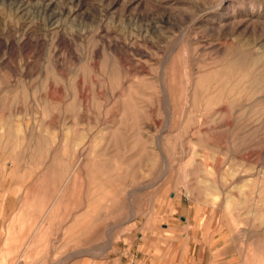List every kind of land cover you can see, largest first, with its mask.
Here are the masks:
<instances>
[{"label": "rangeland", "instance_id": "obj_1", "mask_svg": "<svg viewBox=\"0 0 264 264\" xmlns=\"http://www.w3.org/2000/svg\"><path fill=\"white\" fill-rule=\"evenodd\" d=\"M13 181L29 207L0 221V264L186 232L214 264H264V0H0Z\"/></svg>", "mask_w": 264, "mask_h": 264}, {"label": "crops", "instance_id": "obj_2", "mask_svg": "<svg viewBox=\"0 0 264 264\" xmlns=\"http://www.w3.org/2000/svg\"><path fill=\"white\" fill-rule=\"evenodd\" d=\"M14 186L19 188L18 191L13 192V189L7 191L6 186L0 182V221L2 226L5 227L3 229L5 231L8 230L10 224H22L26 222V210L29 207L28 199L21 191L20 182L13 181L11 188ZM200 239L195 236V232H186L185 239L180 243L181 245L179 244L174 249H171V251H167L166 249L158 251L153 245V240L148 238L138 245L137 251H133L131 257L123 258L121 256L114 261L99 264H214L212 257L207 258L203 254L205 246ZM140 249H143L142 255H140ZM77 263L98 264L92 259L91 254L86 253L79 255L78 259L74 256L66 255L63 259L57 261V264Z\"/></svg>", "mask_w": 264, "mask_h": 264}]
</instances>
